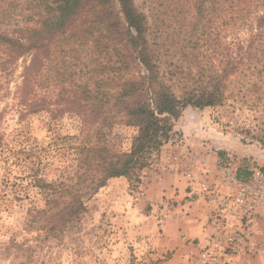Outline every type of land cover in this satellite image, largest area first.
Wrapping results in <instances>:
<instances>
[{"label": "rangeland", "instance_id": "1", "mask_svg": "<svg viewBox=\"0 0 264 264\" xmlns=\"http://www.w3.org/2000/svg\"><path fill=\"white\" fill-rule=\"evenodd\" d=\"M134 2L147 16L149 38L163 43L161 51L165 54L161 71H171L175 66L187 71L190 65L193 73L196 72V59L194 65L189 62L196 55L192 0ZM238 3L242 5L241 1ZM253 8L250 6L251 11ZM246 10L241 14L237 6L224 9L213 22L216 53L225 55L237 41L245 46L250 33L256 32L252 18L255 11ZM26 12H17L12 19L0 22V30L22 25ZM263 40L262 32L253 47L264 49ZM259 49H252L249 58H245L230 77L221 105L196 109V136L190 134L193 140H189L188 134L171 130L159 152L150 155L149 164L139 171L138 182L125 177L108 179L85 200L86 211L81 220L60 237L25 229L24 218L28 207L42 206L44 202L41 189L34 184L36 178L46 182L69 181L67 177L73 174L77 147L82 140L81 120L69 112L52 117L48 110L25 111L20 85L28 56L18 59L11 70L1 71L0 264H197L196 236L181 240V244L175 242L176 238L169 242L163 228L189 215L177 210L186 198L179 202L163 195L151 200L146 198L148 189L154 188L149 192L157 195L155 189L159 183L156 182L165 181L167 173L183 175L184 167L179 165L182 161L192 170L199 158L206 164L214 161L218 169L229 158L238 167L246 166V170L256 167L264 170V51ZM183 53L186 58H182ZM52 63L42 69L39 86L34 83L36 93L49 99H54V86L50 82ZM180 79L183 80V74L179 72L170 75L168 80L177 94H180ZM102 131L108 147L116 151L129 149L134 134L132 127L104 123ZM190 147L206 151L195 152ZM164 154L170 158L167 164L171 168L167 170L162 168L165 162L160 159ZM164 199L170 202L171 208L167 218L161 211ZM262 237L257 239L262 246L260 251L245 260L240 259L239 264H264ZM19 243L23 247L32 246L31 258L18 248Z\"/></svg>", "mask_w": 264, "mask_h": 264}, {"label": "trees", "instance_id": "2", "mask_svg": "<svg viewBox=\"0 0 264 264\" xmlns=\"http://www.w3.org/2000/svg\"><path fill=\"white\" fill-rule=\"evenodd\" d=\"M192 2L196 55L189 62L194 65L196 59L194 73L190 65L187 71L177 66L161 71L163 43L149 38L147 16L134 0H0V22L27 11L22 25L0 30V72L11 70L21 57H29L20 85L25 111L48 110L52 117L74 113L82 124L73 174L68 182L34 180L44 202L27 208L25 229L60 237L81 220L85 200L108 179L139 181V171L169 139L171 121L183 109L222 104L230 77L252 49H259L253 45L264 33V0ZM236 6L241 14L245 9L255 11L252 18L257 30L250 33L245 46L237 41L225 55L216 53L213 22L224 9ZM186 57L183 53L182 58ZM51 62L54 99L37 94L34 88V83L40 84L42 69ZM179 72L183 80L177 94L168 80ZM104 123L133 128L127 151L113 150L104 143ZM245 167L237 169L241 179L251 174ZM18 248L32 257V246L19 243Z\"/></svg>", "mask_w": 264, "mask_h": 264}, {"label": "built area", "instance_id": "3", "mask_svg": "<svg viewBox=\"0 0 264 264\" xmlns=\"http://www.w3.org/2000/svg\"><path fill=\"white\" fill-rule=\"evenodd\" d=\"M167 170L170 164L168 155L160 156ZM203 161V158H199ZM183 175L192 179L188 163L182 161ZM238 165L226 159L218 169L217 181L209 180L208 172L197 182V187L207 210V234L198 245L197 264H239L262 247L256 237L255 222L260 209L264 210V170L249 169L247 179L237 176ZM170 202L161 203L164 218L171 208ZM238 262V263H237Z\"/></svg>", "mask_w": 264, "mask_h": 264}, {"label": "crops", "instance_id": "4", "mask_svg": "<svg viewBox=\"0 0 264 264\" xmlns=\"http://www.w3.org/2000/svg\"><path fill=\"white\" fill-rule=\"evenodd\" d=\"M196 109L198 108L190 107L189 109L183 111L181 116L174 119L171 122L173 132H183L188 135L192 133L193 136H196ZM189 140H193L192 135H190ZM190 148L195 152L196 150L197 152L206 151L205 149L199 147ZM193 167L194 168H192L191 170L193 174L192 179H188L176 172L167 173L168 178H166L165 181L160 180L159 182H156L157 184L159 183V187L155 189V191H157V195H154L155 193L153 192H149L154 190V188L151 187L150 189H148L146 198L152 200L154 198L165 195L169 198H174L179 202L186 198V201L183 203L184 205L181 206V204L179 203V207L177 208V210L180 211V213L183 215L186 212H189V215H185L184 217H182V219H179L180 222L177 223L178 225L173 224L172 226L170 225V223H167L165 226H163V228L165 229L166 238L169 240V242H171L172 238H176L175 242L181 244V240H186L192 236H196V246L198 247L199 244L203 243V240L207 234V210L204 206L201 194L199 193L197 182L206 175V172H208L209 180L211 182H216L218 168L217 164L214 161L210 163L208 162L206 164L204 163V159L203 161L196 160V166ZM255 228L257 239L263 238V209H260L259 211V215L255 222ZM182 234L183 236L181 238Z\"/></svg>", "mask_w": 264, "mask_h": 264}]
</instances>
